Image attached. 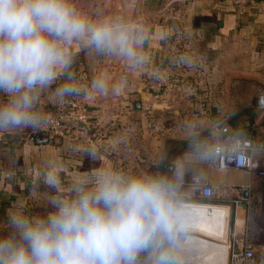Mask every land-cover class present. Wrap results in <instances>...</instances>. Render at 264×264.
Returning a JSON list of instances; mask_svg holds the SVG:
<instances>
[{"label":"crops","instance_id":"0c3cea01","mask_svg":"<svg viewBox=\"0 0 264 264\" xmlns=\"http://www.w3.org/2000/svg\"><path fill=\"white\" fill-rule=\"evenodd\" d=\"M76 3L88 12L128 11L124 0H76ZM130 14L150 29L146 46L148 63L129 73L120 61L104 57L91 59L84 53L78 54L73 71L83 84L90 83L101 71L116 80L127 76V85L119 96L89 93L87 97L70 98L64 104L86 113L84 129L50 136L47 143L33 137L44 133L41 129H26L15 135L0 134V237L11 232L8 212L14 205L24 203L26 211L33 216H45L52 210L47 204L49 190L42 180L48 162L58 166L65 186L76 176L90 175L104 165L128 172L157 171L153 165L161 154L166 156L167 141L185 140L183 125L189 121L198 133L210 128V135L201 142L207 151L215 139L214 124H228L231 137L254 134L264 140V108L258 104L259 98L264 97V0H252L241 17L236 16L231 0H134V12ZM147 76H184L199 84L211 113L205 116L195 113L192 94L185 83L177 84L160 96L149 93ZM135 96L138 99L134 100ZM136 101L141 103L140 110L135 108ZM56 107L47 102L46 94L42 97V108L47 114ZM118 139L125 142L114 147ZM89 144L101 152L100 160L90 161L82 152L74 151L76 146ZM189 151L190 147L168 162L174 163ZM258 158L263 162L264 154H259ZM163 169L161 166L159 171ZM9 171L14 174L11 179L5 178ZM259 181L245 170L231 168L225 172L212 161H191L185 165L178 192L186 196L188 189L193 194L201 193L206 184L223 185L226 195L220 200L228 205H194L211 207L214 220L209 222L222 218L227 228L231 208L234 232L245 237L239 242L251 241L262 256L264 241L252 238L253 207H260L264 213V194ZM37 183L40 186L33 190ZM241 184L255 188L249 201L242 197L234 203V199L241 198V191L236 190ZM206 237L221 241V236L206 234ZM196 238L200 243L189 246L185 264H194L196 258L191 251L195 248L201 264H227V252L222 251L218 258L211 260L208 249L218 246L205 238Z\"/></svg>","mask_w":264,"mask_h":264},{"label":"clouds","instance_id":"9594fccd","mask_svg":"<svg viewBox=\"0 0 264 264\" xmlns=\"http://www.w3.org/2000/svg\"><path fill=\"white\" fill-rule=\"evenodd\" d=\"M124 7L128 11L88 12L76 0H0V134L47 127L45 94L48 103L62 106L89 93L124 91L126 75L116 80L101 71L83 84L73 71L79 53L120 61L129 73L147 65L150 29L130 14L134 0H124ZM183 127L190 151L174 163L161 154L157 171L104 165L65 186L58 166L48 162L42 180L52 210L33 216L22 202L12 207L0 264H185L194 220L178 189L186 163L211 161L213 153L202 147L192 122ZM74 151L93 162L101 158L95 145ZM228 154L239 163V151Z\"/></svg>","mask_w":264,"mask_h":264},{"label":"built area","instance_id":"2783aa9c","mask_svg":"<svg viewBox=\"0 0 264 264\" xmlns=\"http://www.w3.org/2000/svg\"><path fill=\"white\" fill-rule=\"evenodd\" d=\"M251 1L231 0L235 6L236 16L241 17L244 15ZM146 82L147 91L157 96L166 93L179 83H185L191 91L195 113L199 116H205L210 111L205 96L201 93L199 84L185 79L184 76L171 78L147 76ZM262 98L264 97H260L258 102L260 108H264V106H261ZM48 116L51 122L47 127L42 128L41 131L49 136L84 129L87 121L86 113L71 105L57 106L48 113ZM213 131L215 139L208 151L213 153L211 161L214 166L224 171H228L231 168L245 170L250 173L259 169L264 171V161L261 162L260 158H258L259 154H264V140L257 138L254 134H247L243 137H231L229 135L230 126L225 123L214 124ZM231 151L240 152L241 156L238 164L235 162V157L228 154ZM236 190L241 191L242 195L241 198L234 199V203H238L242 200V197L246 201L250 200L252 196L251 184L238 185ZM214 193V187L206 184L202 186L200 194L206 198H211L214 196ZM233 235H236L235 232ZM229 248V264H263L262 256L257 253L256 246L249 240L242 242L234 240Z\"/></svg>","mask_w":264,"mask_h":264},{"label":"rangeland","instance_id":"374dc122","mask_svg":"<svg viewBox=\"0 0 264 264\" xmlns=\"http://www.w3.org/2000/svg\"><path fill=\"white\" fill-rule=\"evenodd\" d=\"M239 171L242 172V170H239ZM253 176H254V178H257V182L262 179V181H259L258 186L261 185V187L263 188L262 190H263V194H264V171H261L260 169L256 170L255 172H253ZM252 188H255V187L252 186ZM224 190H225V187L223 185L216 184L214 186V191H215L214 197L211 200H209V199L203 198L202 195L199 192H196V193L194 192L192 194V192L188 189V191H185V192H187L186 205H188V206L192 205V204H200V205L201 204H205V205L222 204V205H228L227 202H223V201L220 200V199H222L223 195H226L224 193ZM179 195L182 196L183 194L182 195L179 194ZM253 212H254V214L252 215V218H253L254 229H253V233H252V238L255 241H264V231L261 230L262 228L264 230V213L261 212V208L258 207V206H256L255 208L253 207ZM232 214L233 213H232V210L230 208V218H228L229 225H228L227 232H226V237H225L226 241H225V239L219 241V240H215L213 238H208V237H206V234L204 232L200 231V230L191 231V235L193 237L205 238L208 241H210L211 243H214V244H216L218 246H226V245L230 246V245H232V242H234V240L241 241L242 239L245 238L243 235L241 236L239 234V232L235 233L236 234L235 236L233 235L234 227H233V216H232ZM196 253H198V249L197 248L192 249L191 255H193L194 258H196L195 261H194V264H199L200 263L199 260H201L200 259V254L199 253L196 254ZM229 254H230V248H229V251H228L227 264H229V262H230Z\"/></svg>","mask_w":264,"mask_h":264},{"label":"bare ground","instance_id":"6f19581e","mask_svg":"<svg viewBox=\"0 0 264 264\" xmlns=\"http://www.w3.org/2000/svg\"><path fill=\"white\" fill-rule=\"evenodd\" d=\"M197 207L196 205H187V210L191 214L193 220H194V227L191 229V231H197L200 230L204 232L205 234L209 236H221V240L226 241V221L222 218L216 219L215 221H210V219L214 220L212 213H211V207L205 206V207H197L194 209V211H191V208ZM198 214V215H197ZM200 243L199 239L196 237H192L190 239V245H198ZM226 245V244H225ZM218 246V245H217ZM215 248L208 249V258L211 260H214L218 258V255L223 251L227 252L229 251V246H218ZM228 257V256H227Z\"/></svg>","mask_w":264,"mask_h":264},{"label":"trees","instance_id":"16d2710c","mask_svg":"<svg viewBox=\"0 0 264 264\" xmlns=\"http://www.w3.org/2000/svg\"><path fill=\"white\" fill-rule=\"evenodd\" d=\"M209 113H211V110L209 111ZM263 126H264V122H263ZM209 135H210V128H207V129L202 130L200 133H198V138L200 142H202L203 139ZM229 135H231V132L229 133ZM188 148H189V144L186 142V139L185 140H177V139L168 140L167 146H166L167 161H169V158H172V156H177L178 154L185 152ZM166 169L168 170V168L164 166V169L162 172H167ZM262 257H263V264H264V253L262 254Z\"/></svg>","mask_w":264,"mask_h":264},{"label":"water","instance_id":"95a60500","mask_svg":"<svg viewBox=\"0 0 264 264\" xmlns=\"http://www.w3.org/2000/svg\"><path fill=\"white\" fill-rule=\"evenodd\" d=\"M138 99L137 96L134 97V100ZM135 108L140 110L141 109V103L139 101L135 102ZM37 139L38 142L40 143H47L49 141V135L46 133H39L37 135H33Z\"/></svg>","mask_w":264,"mask_h":264}]
</instances>
